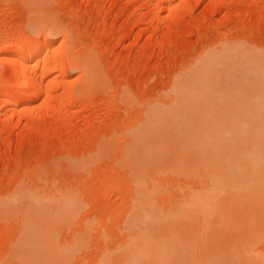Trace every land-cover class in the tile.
Instances as JSON below:
<instances>
[{
	"label": "rangeland",
	"instance_id": "1",
	"mask_svg": "<svg viewBox=\"0 0 264 264\" xmlns=\"http://www.w3.org/2000/svg\"><path fill=\"white\" fill-rule=\"evenodd\" d=\"M29 40L45 44L38 57L65 64L61 70L20 62L36 84L23 92L5 58ZM205 66L214 90L179 107L185 123L263 125L264 0H0V264L20 261L15 246L25 216L21 204L9 211L2 203L25 193V200L78 203L72 220L43 225L42 264H126L131 242L150 226L128 219L130 131L148 108L172 109L173 87L191 83ZM15 92L17 102H9ZM166 180L169 205L182 200L176 186L183 184ZM183 230L189 264L264 258V205L200 209Z\"/></svg>",
	"mask_w": 264,
	"mask_h": 264
},
{
	"label": "bare ground",
	"instance_id": "2",
	"mask_svg": "<svg viewBox=\"0 0 264 264\" xmlns=\"http://www.w3.org/2000/svg\"><path fill=\"white\" fill-rule=\"evenodd\" d=\"M30 42L31 44L28 48L23 47L12 50L14 52L12 54L9 53L10 58H5L9 62L10 71L12 72L10 75L14 74L17 76L20 79V90L27 92L34 85L36 86V84L34 80L26 78L27 66L20 67L23 63L36 59L35 68L42 66L47 69L51 66L52 68L55 66L61 69L65 64L58 61V63L53 62V64L49 63V61L46 62L45 59H41V56L38 57V54L44 51V49L46 52L45 44L43 42H36L35 44H32L33 41ZM11 55H15L16 59H11L13 57ZM77 59L76 62H79L81 67L85 66L82 67L83 71L88 73V64H83V59H78L79 61ZM209 60L211 62L214 61L212 59ZM20 62L22 63L21 65ZM74 65L76 66V64ZM199 65L197 66L198 68ZM255 65L258 67V63ZM206 66L209 67L208 64ZM206 66L199 69V74L196 70L198 75L195 74L196 76L194 79L192 78L191 83L186 84L178 80L179 82L173 87L175 88V94H177V99L174 98V100L177 101L173 102L172 109L166 108L169 105H165V107H163L164 105L161 107L159 105H152L153 108L147 109V113L142 118L143 120L140 124L130 131V139L132 138V140L129 141V147L125 150L124 158L126 161L130 160L134 164L133 167L130 165L131 169L128 171V173H132L129 175L132 178V188L134 190V196L132 197L134 201L130 204L128 219L130 223L138 224L136 227L139 224L141 226L150 225L151 227L149 226L145 230L143 228V232L135 237L133 243L131 242L129 252L125 255L126 260L124 259L125 256L123 257L126 264H189L191 261L190 254L187 256V253H189L187 252L185 255L186 249L184 247L183 226L185 225V220L193 223L195 218L200 214V209L264 205V124L255 125L253 123V125L248 124L249 121H246L247 124L246 122L240 124L234 123L232 125L226 123L227 125L225 126L222 124V126L209 125L208 123V125H191V123L189 125L185 123L188 114L184 115L183 111L179 110V107L187 108L188 102L192 99L214 90L211 83H209L210 80L212 82L213 72L210 73L211 76L208 73V76L207 72L210 70L206 71ZM86 67L88 69H85ZM253 69H255L254 66ZM193 73L195 72L193 71ZM88 75L89 77L91 76L89 73L86 77ZM53 79L55 78L53 77ZM51 81L53 80L51 79ZM48 90L50 91V89ZM3 92L2 94H4ZM17 92L11 93V100L9 102H17V96H15ZM180 97H183L185 101ZM178 98L183 100L178 101ZM248 116H244L245 118L243 119L249 120ZM253 120H255V117ZM165 179L175 180L176 183L180 181L183 184V188L181 189H184V191L179 190V186H176V190L179 191L178 193H184V195H180L181 197L184 196L182 200L179 202L174 201L175 204L169 205L168 196L172 187L170 190L168 189L166 184L168 182ZM163 181H165V184H163ZM21 196L6 199L2 203L9 211L10 208L8 207L17 209L15 203L21 204L19 211L22 214L25 212V216L23 215L24 228L19 237L18 245L15 246L17 248V252H15V255L17 254L16 259H20L19 262L17 261V264H42L44 262L43 258L38 256V234L44 232L43 225L66 223L72 220L71 218L79 211L78 203L74 198H66L62 201L61 199L50 201L36 195H33L36 197L28 195L26 200L24 196ZM27 199L30 200L29 205L31 206L29 208L28 206H25L24 209L21 208L22 205L28 204ZM209 214L214 213L210 212ZM126 222L128 223V221ZM186 260L187 262H185ZM252 264H264V258L256 259Z\"/></svg>",
	"mask_w": 264,
	"mask_h": 264
}]
</instances>
